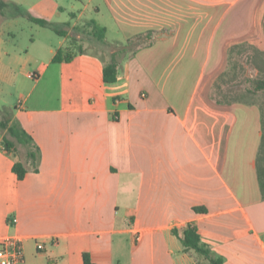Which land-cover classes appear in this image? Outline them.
Returning a JSON list of instances; mask_svg holds the SVG:
<instances>
[{"label": "crops", "instance_id": "crops-1", "mask_svg": "<svg viewBox=\"0 0 264 264\" xmlns=\"http://www.w3.org/2000/svg\"><path fill=\"white\" fill-rule=\"evenodd\" d=\"M64 2L53 8L66 28L57 45L32 40L48 59L26 81L0 62L1 82L24 89L10 123L41 153L34 163L15 140L9 152L0 134V239L23 238L26 264H84V253L94 264H213L174 233L191 224L222 264H264L263 107L213 97L233 46L264 50V0ZM95 24L100 46L121 47L84 48ZM59 49L73 59L54 61Z\"/></svg>", "mask_w": 264, "mask_h": 264}, {"label": "rangeland", "instance_id": "rangeland-1", "mask_svg": "<svg viewBox=\"0 0 264 264\" xmlns=\"http://www.w3.org/2000/svg\"><path fill=\"white\" fill-rule=\"evenodd\" d=\"M58 1L65 5L64 0H29L28 6L30 9H28L13 0H5V5L1 7L0 19L2 14L5 24L3 26L0 24V62L12 67L21 82L22 80L26 81L28 70L34 72L44 58V60L48 59V53L38 54L42 51L36 49V44L33 46L32 40L36 39L38 44L40 43L38 39L44 38L57 45V40L62 36L58 31L66 28L54 14L53 6ZM79 5L82 6V4ZM24 13L46 19L50 24L42 25L34 22ZM46 13L50 17L48 15L44 17ZM89 15L91 14L88 13L86 17ZM91 16L94 18V15ZM89 28L87 26L85 31L81 33V38H77L78 40H84L83 43H80L84 48H88L85 41H90V39L95 42L93 44L94 50L100 51L104 55L121 47L120 45H112L108 48L106 44L100 46L102 43L99 42V37L93 35ZM10 32H13V34H10ZM77 33L78 31L75 32L76 36ZM75 34L73 33L74 36ZM137 43V41H133L129 43V46L133 47ZM98 44L99 46H97ZM90 46L92 47V45ZM74 49L77 48L74 47ZM258 80H264V50H260L255 46L237 47L229 55L228 67L224 77L220 78L214 87V97L218 99L226 97V99L239 101L255 100L262 105L264 111V90L257 91L255 89ZM22 94H24V89L9 86L0 80V120L7 118L8 115L11 117L13 111H15V106L23 98ZM3 133L11 138L7 130L5 131L0 126V134ZM263 160L264 152L261 158L262 164H264Z\"/></svg>", "mask_w": 264, "mask_h": 264}, {"label": "trees", "instance_id": "trees-1", "mask_svg": "<svg viewBox=\"0 0 264 264\" xmlns=\"http://www.w3.org/2000/svg\"><path fill=\"white\" fill-rule=\"evenodd\" d=\"M0 5L4 6V1L0 0ZM24 14H26L34 22L40 23L42 25H49L50 24L46 19L34 17L28 13H24ZM93 30H94V34H96L99 38L102 39L105 37L104 33H103L105 31L104 28H101L97 24H95ZM58 32L60 34H62L60 30ZM243 46L254 47L251 44L243 43V44L233 46L230 50V53L235 48L243 47ZM230 53H229V55H230ZM72 59H73V54L67 53L66 55H64V51L62 49H59L57 54L53 58V60L57 61V62H61L64 60L65 61H71ZM225 72L223 74H221L219 79L224 77ZM118 74H119V62H118L117 57L114 56L110 61L106 62L104 65V69H103L104 81L107 83H113L117 80ZM216 84H217V82L215 83V85ZM255 89L257 91L264 90V80L256 81ZM213 90H214V88H213ZM213 97H214V94H213ZM215 99H217L218 102L228 103V104L239 101L236 99H226V97L224 99H218V98H215ZM10 122H11V117H9V115L7 118L0 120V126L3 129H6L8 134L11 136V138H8L6 135L3 137L2 143L5 147V149H7L9 152H15L16 153L17 147H16L15 141H18L19 143H23V144L27 145V147H29V150H28L29 158H31L34 161V163H38L40 158H41L40 148L34 143L33 138L27 133L26 130H24L17 123H15V122L10 123ZM27 171H28L27 167L21 161L16 162L13 166V172L15 173L17 180H22L25 177ZM195 210L197 212H206L205 207H195ZM174 233L182 241L185 250H187V251L194 250L197 253L204 255L213 264H222V259L219 257L212 256L211 251L201 243V235H200L197 227L189 224L183 229L182 233H180V230H178V229H175ZM84 264H94L91 261L89 253H84Z\"/></svg>", "mask_w": 264, "mask_h": 264}, {"label": "built area", "instance_id": "built-area-1", "mask_svg": "<svg viewBox=\"0 0 264 264\" xmlns=\"http://www.w3.org/2000/svg\"><path fill=\"white\" fill-rule=\"evenodd\" d=\"M18 219L13 217L10 223H17ZM38 248H43L39 243ZM0 264H26L23 238L18 235H8L0 239Z\"/></svg>", "mask_w": 264, "mask_h": 264}]
</instances>
